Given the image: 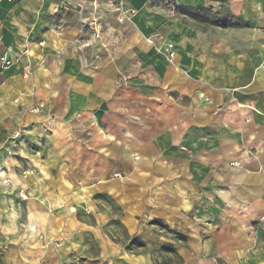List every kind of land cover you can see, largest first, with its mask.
<instances>
[{
	"label": "crops",
	"instance_id": "obj_1",
	"mask_svg": "<svg viewBox=\"0 0 264 264\" xmlns=\"http://www.w3.org/2000/svg\"><path fill=\"white\" fill-rule=\"evenodd\" d=\"M92 1L0 0L11 61L0 66V264H150L143 246L106 234L98 194L119 206L129 240L172 243L184 264H264V0H175L174 13L124 0V23L114 0ZM181 8L226 11L240 26L199 27ZM93 19L102 33L85 46ZM157 33L174 44L171 61L145 40ZM9 131L20 132L13 145ZM58 197L71 206L49 221ZM42 218L33 239L26 227ZM152 221L185 240L154 235Z\"/></svg>",
	"mask_w": 264,
	"mask_h": 264
},
{
	"label": "rangeland",
	"instance_id": "obj_2",
	"mask_svg": "<svg viewBox=\"0 0 264 264\" xmlns=\"http://www.w3.org/2000/svg\"><path fill=\"white\" fill-rule=\"evenodd\" d=\"M177 12V10H176ZM180 14H183L185 17L189 18L190 21L198 25L199 27H208V26H216V27H237L240 26V22L237 20L235 15L228 14L226 11L217 10L216 12L210 8H181L179 10ZM0 66L2 64L0 63ZM15 103H19V101H16ZM1 123V120H0ZM17 131H9L8 135V142L10 145H13V141H16L17 139L14 137V134ZM10 152V151H9ZM11 154V152H10ZM115 176H118V174H115ZM24 198V197H22ZM94 200L100 210H103L107 212L109 217V222L105 227L106 234L110 237L111 240L114 242H118L124 249L126 250H141V247L137 243H141L139 239H136L135 237H131L134 242L131 244V241L129 240L130 236L126 233V230L124 229L123 225L121 224L119 217H120V209L119 206L115 203V201L103 194L95 195ZM57 205L55 206L54 211L50 210V220L58 222L61 220V213L62 209L70 208V204L67 206L66 201H63V198H55ZM47 198H42L43 202H47ZM65 205L64 208H62V205ZM73 214L74 211L72 210ZM76 217L81 219V216L79 213H76ZM42 224L41 225H31L32 229L29 228L30 225L26 227L28 232H30L33 235V239L40 238L42 234L45 232V224L46 219L42 218ZM51 221V222H52ZM149 227L154 232V235H156V232H163V234H166L167 237H170L171 239L179 240L180 242L185 240V236L182 233L176 232L172 229L167 228L163 225L162 222L159 221H152L149 223ZM22 228H24L22 226ZM52 230V237H50L49 241L54 242L57 238H60V231L61 228H57L56 225L54 227H49ZM25 229V228H24ZM59 234V235H57ZM156 237L154 236L153 239ZM92 237L90 235H86L84 238L85 243H87L90 246V249L92 251L96 250L95 244L92 242ZM144 250L148 252L149 258H150V264H184V260L179 257L177 254L175 248L173 247L174 244L169 245H159L155 240H153L152 243H142ZM129 246V248H128ZM37 247L40 248V245H37ZM53 248L59 249L60 244L58 243V247H55L53 244ZM215 264H224L221 260H217Z\"/></svg>",
	"mask_w": 264,
	"mask_h": 264
},
{
	"label": "built area",
	"instance_id": "obj_3",
	"mask_svg": "<svg viewBox=\"0 0 264 264\" xmlns=\"http://www.w3.org/2000/svg\"><path fill=\"white\" fill-rule=\"evenodd\" d=\"M149 4L157 7V8H161V9H166L168 12L170 13H174L176 12V2L175 0H148ZM124 0H114L113 1V6L114 9L116 11V19L117 22L119 23H124L127 21H130V19L132 18L133 14H134V9L132 8H125L124 5ZM93 6L96 8L98 6V4L93 0L92 1ZM77 7L80 9L81 5L77 4ZM86 25L89 26V28H91V33H90V37L87 41L83 42V45L85 46H89L91 45L96 39H98L100 37V34L102 33V29H103V25L97 20V19H93L90 21L84 20L83 21ZM160 39V42L157 43L155 42L156 40ZM145 40L148 43H151L152 45H154L156 51L158 53H161L165 56V58L168 61H171L174 57V44L171 41H167L165 40L160 34H154L152 36H147L145 37ZM0 63L2 64V66H8L11 64V61L5 56L2 55L0 57ZM44 107V103L42 102H38L36 105L31 106L29 108L26 109L27 112L29 113H40L42 111ZM14 137L16 139H18L20 137V132L17 131L14 134ZM15 141H13L14 143ZM249 151H246V155H249ZM231 166L237 167L240 166V161L235 160L232 161L230 163ZM9 179L7 177H2L1 179V183L3 185H9ZM25 190L24 189H20L19 190V195L21 197H25ZM55 247H58V243L54 244Z\"/></svg>",
	"mask_w": 264,
	"mask_h": 264
},
{
	"label": "trees",
	"instance_id": "obj_4",
	"mask_svg": "<svg viewBox=\"0 0 264 264\" xmlns=\"http://www.w3.org/2000/svg\"><path fill=\"white\" fill-rule=\"evenodd\" d=\"M177 6H176V10H177ZM131 241V244L134 242L133 240H130ZM140 247H142L143 246V244L142 243H137ZM128 248H129V246H128Z\"/></svg>",
	"mask_w": 264,
	"mask_h": 264
}]
</instances>
